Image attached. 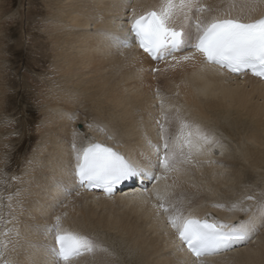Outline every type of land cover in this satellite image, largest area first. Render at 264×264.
I'll return each instance as SVG.
<instances>
[{"label":"bare ground","instance_id":"bare-ground-1","mask_svg":"<svg viewBox=\"0 0 264 264\" xmlns=\"http://www.w3.org/2000/svg\"><path fill=\"white\" fill-rule=\"evenodd\" d=\"M46 1L51 47L49 72L40 79L47 83L43 124L37 128L40 138L26 167L10 176H3L2 151L11 134L5 131L8 125L0 122V178L5 180L0 179V215L5 216L0 217V233L8 231L0 237L8 242L4 260L53 264L55 231L50 229L59 216L62 230L86 236L97 245L73 264H264V199L258 206L260 197H253V207L244 199H228V192L244 181L246 172L264 176V82L207 65L199 53L180 60L194 51L189 48L174 53L176 59L158 61L153 78L146 72L147 66L153 67L152 60L136 47L119 46L113 38L125 36L133 9L136 14L156 9L161 0ZM200 3L221 11L234 5L232 15L244 20L264 13V0ZM217 14L206 12L202 19ZM191 16L187 23L177 18L172 26L194 38L196 13ZM6 68L0 64V115L8 96ZM176 108L182 119L212 141L202 152L193 153L179 171L164 176L157 168L155 175L161 178L143 180V185L134 182L128 189L131 194L104 196L76 184L73 143L81 148L103 140L133 164L144 166L148 158L155 160L148 142L163 143L157 121L165 125L171 143L178 129ZM20 114L24 115L23 107L16 117ZM10 116L4 117L6 121ZM18 133L23 134L22 129ZM154 191L166 194V206L175 204L183 215L226 223L252 218L256 231L231 251L197 261L176 243L167 215L157 214ZM234 203L248 211H229ZM217 204L224 207H214Z\"/></svg>","mask_w":264,"mask_h":264},{"label":"snow or ice","instance_id":"snow-or-ice-1","mask_svg":"<svg viewBox=\"0 0 264 264\" xmlns=\"http://www.w3.org/2000/svg\"><path fill=\"white\" fill-rule=\"evenodd\" d=\"M234 7L233 5L228 10L221 11L201 4L200 0H161L158 8L141 14H136L133 9L128 35L113 39L122 47H128L134 42L154 60H163L169 56L176 59L173 55L175 52L191 48L194 51L180 57V60L188 61L199 53L207 65H214L229 74L240 75L250 70L254 76L264 79V16L246 21L241 15H232ZM213 11L218 14L207 20L202 19V14ZM193 12L196 13L194 38L190 32L185 33L172 26L177 18H182L187 23ZM157 95L159 99V94ZM160 107L161 115L164 116L163 99H160ZM179 111V108L175 109L178 129L171 143L165 125L157 121L163 143L153 145L151 141L148 142L149 147L153 149L155 160L148 158L144 166L133 164L112 147L102 143L89 142L81 148H77L73 143L75 166L72 175L76 184L82 188L101 189L105 195L110 196L118 185L127 181L159 180L161 176L155 175L157 168L162 169L164 176L179 171V166L189 162L193 153L202 152L204 146L212 142L198 126L182 119ZM65 191L70 192V189ZM152 195L159 202L153 204L157 214L167 215V222L177 234L181 246L186 245L188 252L197 261L202 257L231 251L234 245L248 242L256 231L252 218L226 223L215 219L210 221L206 217L186 216L175 204L166 206V194L154 191ZM252 199V196L245 197V200ZM214 207L224 206L217 204ZM238 208L242 212L248 211V208L239 207L236 203L231 205L229 211ZM261 210L264 211V205H261ZM60 220L61 217L57 216L53 229H50L55 231L57 245V260L53 264H73L76 258L96 250L97 245L88 237L62 230ZM6 235L7 230L0 233V237ZM7 247L8 242L0 239V264H9L4 260Z\"/></svg>","mask_w":264,"mask_h":264},{"label":"rangeland","instance_id":"rangeland-1","mask_svg":"<svg viewBox=\"0 0 264 264\" xmlns=\"http://www.w3.org/2000/svg\"><path fill=\"white\" fill-rule=\"evenodd\" d=\"M46 5V0H0V64L8 67L4 71L8 80L5 94L8 96L1 106L0 122L8 125L5 131L11 134L2 151L5 157L2 162L6 165L3 176H10L14 170L26 167L28 157L40 138L37 128L43 124L47 93V83L40 79L49 72L51 47L47 35L50 29L45 22L48 13ZM39 58L42 62L38 61ZM40 63L43 67L39 66ZM152 65L147 66L146 72L150 71L154 78L158 74L159 64L153 62ZM158 89L157 85L153 86L155 92ZM20 107H23L24 115L20 114L19 119L16 115ZM9 115L6 121L4 117ZM26 124L29 129H26ZM21 129L23 134L18 133ZM249 172L243 175V184L234 186L228 192V199H244L253 207V201L245 200V197L259 196L261 199L256 201L259 206L264 199V176ZM0 179L5 183L3 177ZM9 212L8 215H11ZM0 217L5 218L4 215Z\"/></svg>","mask_w":264,"mask_h":264}]
</instances>
